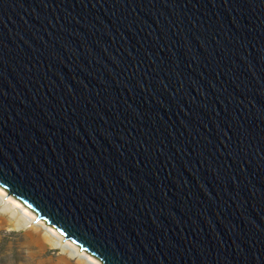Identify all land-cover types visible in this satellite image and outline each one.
I'll return each instance as SVG.
<instances>
[{
    "label": "water",
    "instance_id": "obj_1",
    "mask_svg": "<svg viewBox=\"0 0 264 264\" xmlns=\"http://www.w3.org/2000/svg\"><path fill=\"white\" fill-rule=\"evenodd\" d=\"M0 187L101 264H264V0H0Z\"/></svg>",
    "mask_w": 264,
    "mask_h": 264
},
{
    "label": "rangeland",
    "instance_id": "obj_2",
    "mask_svg": "<svg viewBox=\"0 0 264 264\" xmlns=\"http://www.w3.org/2000/svg\"><path fill=\"white\" fill-rule=\"evenodd\" d=\"M30 212L0 187V264H97Z\"/></svg>",
    "mask_w": 264,
    "mask_h": 264
},
{
    "label": "bare ground",
    "instance_id": "obj_3",
    "mask_svg": "<svg viewBox=\"0 0 264 264\" xmlns=\"http://www.w3.org/2000/svg\"><path fill=\"white\" fill-rule=\"evenodd\" d=\"M2 191L5 193V191L2 189ZM33 216H35V214L34 213H32V212H30ZM52 230H53V232H55V234L60 238V242H66L65 240H63L64 239V237L59 233V232H57L56 230H54L53 228H52ZM68 243L70 244V245H72V246H74L73 245V243H71L70 241H68ZM78 248V247H77ZM89 258L91 259V260H93V261H95V263H97V264H100L94 257H92V256H90L89 255Z\"/></svg>",
    "mask_w": 264,
    "mask_h": 264
}]
</instances>
